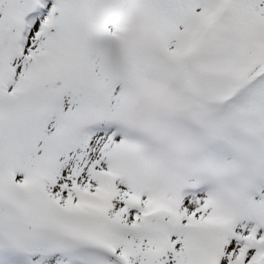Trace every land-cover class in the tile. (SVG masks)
<instances>
[{"label": "snow or ice", "instance_id": "obj_1", "mask_svg": "<svg viewBox=\"0 0 264 264\" xmlns=\"http://www.w3.org/2000/svg\"><path fill=\"white\" fill-rule=\"evenodd\" d=\"M0 264H264V0H0Z\"/></svg>", "mask_w": 264, "mask_h": 264}]
</instances>
